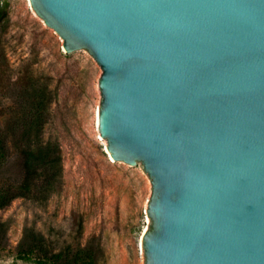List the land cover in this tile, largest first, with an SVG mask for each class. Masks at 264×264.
<instances>
[{
    "label": "water",
    "instance_id": "1",
    "mask_svg": "<svg viewBox=\"0 0 264 264\" xmlns=\"http://www.w3.org/2000/svg\"><path fill=\"white\" fill-rule=\"evenodd\" d=\"M99 66L97 130L150 190L143 264H264V0H28Z\"/></svg>",
    "mask_w": 264,
    "mask_h": 264
},
{
    "label": "rangeland",
    "instance_id": "2",
    "mask_svg": "<svg viewBox=\"0 0 264 264\" xmlns=\"http://www.w3.org/2000/svg\"><path fill=\"white\" fill-rule=\"evenodd\" d=\"M0 7V43L9 73L33 78L50 94L44 138L58 145L62 159L61 185L46 201L18 198L0 211L10 222L0 264H36L13 259L25 225L53 248L91 252L94 264H143L150 184L139 167L113 161L99 136V66L85 50L64 53L62 40L28 0H0ZM8 176L21 180L19 160L12 161Z\"/></svg>",
    "mask_w": 264,
    "mask_h": 264
},
{
    "label": "trees",
    "instance_id": "3",
    "mask_svg": "<svg viewBox=\"0 0 264 264\" xmlns=\"http://www.w3.org/2000/svg\"><path fill=\"white\" fill-rule=\"evenodd\" d=\"M3 8L0 7V20ZM0 43V211L18 198L46 201L61 185L62 159L58 145L44 138L50 94L30 77L13 78ZM12 104L3 107L2 102ZM19 160L22 178L8 171ZM10 222L0 217V252L6 249ZM13 259L36 264H94L91 252L71 253L69 246L53 248L45 236L25 225Z\"/></svg>",
    "mask_w": 264,
    "mask_h": 264
},
{
    "label": "bare ground",
    "instance_id": "4",
    "mask_svg": "<svg viewBox=\"0 0 264 264\" xmlns=\"http://www.w3.org/2000/svg\"><path fill=\"white\" fill-rule=\"evenodd\" d=\"M32 9V8H31ZM34 12V11H33ZM36 15V14H35ZM37 16V15H36ZM38 17V16H37ZM39 18V17H38ZM41 20V19H40ZM42 21V20H41ZM43 22V21H42ZM44 24V23H43ZM45 25V24H44Z\"/></svg>",
    "mask_w": 264,
    "mask_h": 264
}]
</instances>
